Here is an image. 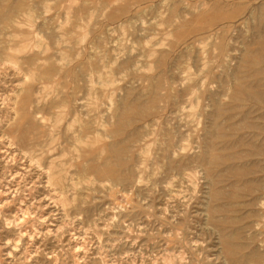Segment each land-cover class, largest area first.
Masks as SVG:
<instances>
[{
	"label": "rangeland",
	"instance_id": "obj_1",
	"mask_svg": "<svg viewBox=\"0 0 264 264\" xmlns=\"http://www.w3.org/2000/svg\"><path fill=\"white\" fill-rule=\"evenodd\" d=\"M23 2L0 25V264H264V0ZM54 66L79 82L43 80ZM61 97L70 115L58 125ZM130 102L149 112L117 139L128 146L114 183L91 168L105 153L81 157L66 126L73 115L74 129L88 122L85 140L110 144ZM168 136L173 156L159 148ZM232 150L245 166L214 165ZM52 161L61 179L50 180Z\"/></svg>",
	"mask_w": 264,
	"mask_h": 264
},
{
	"label": "bare ground",
	"instance_id": "obj_2",
	"mask_svg": "<svg viewBox=\"0 0 264 264\" xmlns=\"http://www.w3.org/2000/svg\"><path fill=\"white\" fill-rule=\"evenodd\" d=\"M202 1V0H201ZM237 2H239V1H237ZM244 2V1H243ZM243 2H241V3H243ZM191 3V2H190ZM249 3V2H248ZM232 4H233V2H232ZM238 4H240V3H238ZM24 2H23V0H19V2H17V3H14V4H12V3H10V4H8L6 7H2V5H0V25H2V24H4V23H7V24H10L11 22H12V17L16 14V13H19V12H21L22 11V9L24 8ZM237 6V5H236ZM252 11V10H251ZM235 12V11H234ZM239 12V11H238ZM233 13V12H232ZM231 13V14H232ZM236 13V12H235ZM224 14V13H223ZM250 14H251V12H250ZM29 15V14H28ZM218 15V14H217ZM229 16H230V14H229ZM35 18V17H34ZM213 18H214V16H213ZM231 18H233V17H231ZM254 18V17H253ZM262 18V17H261ZM227 19V18H226ZM229 19V18H228ZM264 19V18H263ZM263 19H260L259 21H262ZM209 20H212V19H209ZM215 20H217V19H215ZM213 21V20H212ZM220 21H222V20H220ZM232 21V20H231ZM213 23V22H212ZM217 24V23H216ZM24 26V25H23ZM173 29H175L174 27H173ZM228 28H226V30H227ZM210 31V30H209ZM200 32H202V30L200 31ZM205 33V32H204ZM199 34V33H198ZM198 34H195V35H198ZM260 34V33H259ZM192 36V35H191ZM199 36V35H198ZM190 37V36H189ZM255 37V36H254ZM188 38V37H187ZM256 38V37H255ZM181 39H184V38H181ZM185 40V39H184ZM199 39H197V41H198ZM255 40H258V39H255ZM172 41H174L175 42V40H172ZM180 41V40H179ZM182 41V40H181ZM200 41V40H199ZM173 42V43H174ZM178 43V42H177ZM180 43V42H179ZM182 43H183V41H182ZM190 43V42H189ZM194 43H196L195 41H194ZM263 43H264V41H263ZM38 44V43H37ZM201 44V43H200ZM193 45V44H192ZM181 46V45H180ZM202 46V45H201ZM172 47V46H171ZM189 47V46H188ZM175 48V46L173 45V47H172V49H174ZM177 48H179V47H177ZM205 48V47H204ZM203 48V49H204ZM263 48V47H262ZM152 49V48H151ZM151 49L149 50L150 51V54H151ZM171 49V48H170ZM203 49H201V50H203ZM251 49V48H250ZM254 50V49H253ZM252 50V51H253ZM256 50V49H255ZM254 50V51H255ZM183 51V50H182ZM181 51V52H182ZM204 51L206 52V50L204 49ZM207 53V52H206ZM257 53V52H256ZM262 53V52H261ZM184 54V53H183ZM203 54H205V53H203ZM245 54V53H244ZM257 55V54H256ZM262 55V54H261ZM187 56V55H186ZM263 56V55H262ZM261 56V57H262ZM181 57H183L182 55H181ZM150 58V57H149ZM246 59V58H245ZM254 59H258V58H254ZM183 60V59H182ZM205 60V59H204ZM248 60V59H247ZM66 61V60H65ZM254 61V60H253ZM55 62V61H54ZM54 62H52V64L54 63ZM264 62V61H263ZM51 64V63H50ZM59 64H61V63H59ZM206 64V63H205ZM53 65H55V64H53ZM52 65V66H53ZM66 65V64H65ZM250 65V64H249ZM262 64H260L259 66H261ZM189 66V65H188ZM253 66V65H252ZM256 66V65H255ZM257 66H258V62H257ZM190 67V66H189ZM188 67V68H189ZM249 67H251V66H249ZM187 68V67H186ZM191 68V67H190ZM189 68V69H190ZM65 69V68H64ZM75 69V68H74ZM72 69H70V71H71ZM63 71V69H62V67H58V66H54V67H52L51 68V70H49V71H46L45 72V75H44V78H43V80H48V81H54V79H56V77H60V78H64V79H67L68 77H70V76H73V79H74V84H76V80L78 81V75H77V73L76 72H74V74H70V72H69V69L67 68V71H66V69H65V73H63L62 72ZM75 71V70H74ZM188 71V70H187ZM259 71V70H258ZM33 73V72H32ZM200 73H201V71H200ZM186 75V74H185ZM29 77H32V78H35V73L34 74H31V76H29ZM26 78V77H25ZM42 78V77H41ZM188 78V77H187ZM190 78V77H189ZM188 78V79H189ZM163 79V78H162ZM161 79V80H162ZM194 79V78H193ZM196 79V78H195ZM33 80V79H32ZM69 80V79H68ZM236 81V80H235ZM79 82V81H78ZM77 82V83H78ZM158 82H159V80H158ZM163 82V81H162ZM249 82V81H248ZM67 83V82H66ZM250 83V82H249ZM65 84V83H64ZM201 84V83H200ZM244 84V83H243ZM257 84H259V83H257ZM261 84V83H260ZM252 85V84H251ZM64 86V85H63ZM249 86V85H248ZM253 86V85H252ZM262 86V85H261ZM66 87V86H65ZM75 87H77V85L75 86ZM79 87V86H78ZM233 87V86H232ZM256 87V86H255ZM258 87H260L259 85H258ZM64 88V87H63ZM79 89V88H78ZM90 89V88H89ZM195 87H190V91H195ZM242 89H244V88H240L239 90H242ZM257 89V88H256ZM187 90V89H186ZM77 91V90H76ZM242 91H244V92H242V93H245L246 91L245 90H242ZM29 92H30V90H29ZM75 92V91H74ZM188 92V91H187ZM258 92V91H257ZM262 92V91H261ZM76 93V92H75ZM74 93V94H75ZM197 93H198V91H197ZM254 93H256V92H254ZM263 93V92H262ZM65 94V93H64ZM70 94V93H69ZM192 94H193V92H192ZM246 94L250 97V98H252L253 96H252V94H250V93H247L246 92ZM257 94V93H256ZM71 95H73V94H71ZM29 96V95H28ZM75 96V95H74ZM193 96V95H192ZM245 96V95H244ZM255 96V95H254ZM48 97V96H47ZM195 97V96H194ZM213 97V96H212ZM211 97V98H212ZM46 98V97H45ZM182 98V97H181ZM183 98H185V97H183ZM190 98H192V97H190ZM200 98V97H199ZM234 98L235 99H238V100H240L241 99V91H240V93L239 94H236L235 96H234ZM249 98V99H250ZM257 98V97H256ZM256 98H254L253 97V99H256ZM259 98V97H258ZM71 99V98H70ZM75 99V98H74ZM173 99V98H172ZM196 99H198L197 97H196ZM195 99V100H196ZM252 99V100H253ZM262 99V98H261ZM59 100V101H58ZM57 101H54V102H52V104L57 108H59V112L57 113V118H56V123H58V125L60 124V123H62L65 119H66V117H67V115H70V113L66 110L67 109V107H68V102H67V99H66V97H61V99H58ZM72 100V99H71ZM151 100H152V98H151ZM156 100V97H153V101H155ZM183 100V99H182ZM246 101H248V99L246 100ZM31 102V101H30ZM133 102V101H132ZM132 102H130L131 104L127 107V108H125V109H123L118 115H117V120L115 121V124H114V127L113 128H111L109 131H108V134H107V137H111V138H113L115 141L113 142V140H112V142L110 143V144H105V143H103L101 140H102V138H103V136H105V135H103V136H101L102 135V133H101V135L100 134H98L93 140L91 139L90 141H88V140H85V136H86V132H87V130L90 128H88V122L86 123L85 121H83L82 119H81V121H80V119H79V122H81L80 123V126H79V128H76V129H74L73 128V126H74V122L75 121H77L76 119V117H74V118H76L75 120H74V118H73V115H72V121H68V123H70V124H66L67 126H66V128H67V130L68 131H71V132H69V133H72L71 134V136L74 138V141H76V142H79L80 144H79V147H78V151H79V154H80V156L81 157H84L85 156V153H87V151H88V149L89 150H93V149H95V151H97V152H102V153H105V156H104V158H103V163H102V167L101 168H96V166L93 168V166L91 167L95 172H97V173H102V174H104L105 176H107L108 177V179H110L112 182L114 181V183H115V181H122V176L124 175L125 176V174H123L122 175V173H121V170H122V168L123 167H126V166H124L126 163H125V159H124V157H123V154H125L124 152H126L125 150H126V148H127V146L125 147L123 144V142H121V141H117V139H118V137L121 135V133H122V129L125 127V126H128V124L130 123L131 124V122L133 121V119H132V117H135V116H139V114H147V112H149L147 109H148V106H145V105H141V104H134V103H132ZM136 102V101H135ZM187 102H188V100H187ZM194 102V101H193ZM244 102V101H243ZM249 102H251V101H249ZM249 102H246V103H249ZM256 102V101H255ZM263 102V101H262ZM171 103H173V102H171ZM181 103V102H180ZM191 103H192V101H191ZM195 103H196V101H195ZM234 102H232L231 104H233ZM239 103V102H238ZM237 102H236V104H238ZM241 103V102H240ZM177 104H178V102H177ZM257 104V103H256ZM126 105H127V103H126ZM163 105V104H162ZM170 105H172V104H170ZM186 105V104H185ZM188 105V104H187ZM186 105V106H187ZM220 105V104H219ZM168 106V105H167ZM190 106V105H189ZM235 106V105H234ZM233 106V107H234ZM71 107V106H70ZM160 107V106H159ZM181 107V106H180ZM179 107V108H180ZM185 107V106H184ZM193 107H195V105L192 103V106H191V108H193ZM24 108V107H23ZM123 108V107H122ZM161 108H162V106H161ZM172 108V107H171ZM216 108V107H215ZM232 108V107H231ZM246 108V107H245ZM181 110V109H180ZM179 110V111H180ZM227 110V109H226ZM229 110V112H231V110L230 109H228ZM28 111V110H27ZM71 111V110H70ZM217 111V110H216ZM240 111H242V110H240ZM244 111V110H243ZM57 112V111H56ZM75 112V111H74ZM73 112V113H74ZM135 112V116H134V113ZM175 111H173V113H174ZM223 112V111H222ZM235 112H238V111H235ZM170 113V112H169ZM179 113H181V112H179ZM178 113V114H179ZM213 113H214V110H213ZM213 113H212V115H213ZM227 113V112H226ZM71 114H72V112H71ZM177 114V115H178ZM186 114V113H185ZM220 114V113H219ZM218 114V115H219ZM224 114V113H223ZM229 114V113H228ZM247 114V113H246ZM169 115V114H168ZM214 115H216V114H214ZM213 115V116H214ZM239 115V114H238ZM151 116V115H150ZM223 116V115H222ZM231 116V115H230ZM250 116V115H249ZM86 117V116H85ZM92 117H95V116H92ZM140 117V116H139ZM178 117H179V115H178ZM232 117H234V116H232ZM236 117V116H235ZM242 117V116H241ZM251 117V116H250ZM28 119H29V117H27ZM27 118H26V120H27ZM81 118V117H80ZM96 118V117H95ZM94 118V119H95ZM136 118V117H135ZM162 118V117H161ZM165 118V117H164ZM164 118H163V120H164ZM217 118V117H216ZM228 118V117H227ZM252 118V117H251ZM70 119V118H69ZM85 119V118H84ZM88 119H89V117H88ZM87 119V120H88ZM93 119V120H94ZM114 119V118H113ZM179 119V118H178ZM220 119V118H219ZM247 119H249V118H247ZM25 120V121H26ZM92 120V119H91ZM91 120H88V121H91ZM165 120H166V118H165ZM213 120H216V119H213ZM218 120V119H217ZM136 121H137V119H136ZM184 121H185V119H184ZM187 121H188V119H187ZM186 121V122H187ZM191 121V120H190ZM224 121V120H223ZM229 121H231L230 119H229ZM253 121V120H252ZM93 122H96L97 123V121H93ZM99 122V121H98ZM149 122V121H148ZM157 122V121H156ZM167 122H168V120H167ZM200 122V121H199ZM218 121H216V123H217ZM226 122H227V119H226ZM241 122V121H240ZM256 122V121H255ZM31 123H33V120H32V122ZM30 123V124H31ZM114 123V122H113ZM137 123V122H136ZM136 123H132V125H135ZM150 123V122H149ZM155 123V122H154ZM164 123V122H163ZM170 123H172L171 121H170ZM215 123V124H216ZM230 123V122H229ZM228 123V124H229ZM20 124H22V123H20ZM158 124V123H157ZM167 124V123H166ZM214 124V125H215ZM254 124V123H253ZM19 125V124H18ZM54 125V124H53ZM57 125V126H58ZM61 125V124H60ZM97 125H100V124H97ZM105 125V124H104ZM153 125V124H152ZM181 125V124H180ZM187 125H188V123H187ZM55 126V125H54ZM90 126V125H89ZM92 126V125H91ZM176 126V125H175ZM219 126V125H218ZM217 126V127H218ZM224 126H226V125H224ZM260 126V125H259ZM16 127V126H15ZM29 127H31V126H29ZM52 127V126H51ZM167 127H169V125L167 126ZM179 127V126H178ZM185 127H187L186 126V124H185ZM193 127V126H192ZM216 127V126H215ZM223 126H222V124H221V127L220 128H222ZM18 128H22V127H18ZM23 128H25V127H23ZM57 128V127H56ZM98 128H99V126H98ZM102 128V127H101ZM128 128H130V126L128 127ZM163 128V127H162ZM180 128V127H179ZM212 128H214V127H212ZM260 128V127H259ZM32 129H33V127H32ZM55 129V128H54ZM93 129V128H92ZM91 129V130H92ZM126 129V128H125ZM124 129V130H125ZM169 129V128H168ZM177 129V128H176ZM181 129V128H180ZM188 129H190L189 127H188ZM219 129V128H218ZM218 129L216 130V132L218 131ZM238 129V128H237ZM261 129V128H260ZM17 130V129H16ZM22 130H24L25 131V129H22ZM58 130V129H57ZM60 130V129H59ZM94 130V129H93ZM105 130V127H104V129L102 130V131H104ZM173 130V129H172ZM187 130V129H186ZM185 130V131H186ZM192 130V129H191ZM207 130H209V129H207ZM227 130H229V129H227ZM261 130H263V129H261ZM14 131V130H13ZM19 131V130H18ZM29 131V130H28ZM171 130H169V132H170ZM177 131H178V129H177ZM180 131V130H179ZM185 131H183V133L185 132ZM211 131V130H210ZM248 131V130H247ZM255 131V130H254ZM23 132V131H22ZM105 132H106V130H105ZM139 132H140V130H139ZM160 132V131H159ZM212 132V131H211ZM223 132V131H222ZM232 132V131H231ZM235 132V131H234ZM251 132H252V130H251ZM27 133V132H26ZM66 133V132H65ZM89 133H92V132H89ZM127 133V132H126ZM148 133H150L151 134V132H148ZM171 133V132H170ZM177 133V132H176ZM193 133H195V132H193ZM226 133V132H225ZM30 134V133H29ZM36 134V133H35ZM94 134V133H93ZM104 134H106V133H104ZM146 134V133H145ZM161 134V133H160ZM164 134V133H163ZM190 134H191V132H190ZM209 134V133H208ZM207 134V135H208ZM229 134H232V133H229ZM237 134V133H236ZM252 134V133H251ZM255 134V133H254ZM23 135V134H22ZM27 135V134H26ZM148 135V134H147ZM158 135V134H157ZM166 135V134H165ZM240 135V134H239ZM19 136H21V135H19ZM69 136V135H68ZM141 136V135H140ZM173 136V135H172ZM211 136V135H210ZM216 136V135H215ZM220 136V135H219ZM237 136H238V134H237ZM236 136V137H237ZM16 137H18V136H16ZM34 137H37V136H34ZM127 137H129L128 135H127ZM135 137H137V136H135ZM182 136H180V138H181ZM184 137V136H183ZM193 137V136H192ZM191 137V138H192ZM204 137H205V135H204ZM211 137H214V136H211ZM242 137V136H241ZM20 138V137H19ZM22 138V137H21ZM27 138V137H26ZM104 138H106V137H104ZM120 138H121V136H120ZM125 138V137H124ZM131 138V137H130ZM134 138V137H133ZM132 138V139H133ZM159 138V137H158ZM166 138V137H165ZM179 138V140L181 141V139ZM188 138V137H187ZM207 138V137H206ZM232 138V137H231ZM235 138V137H234ZM243 138V137H242ZM23 139V138H22ZM21 139V140H22ZM27 139H29V138H27ZM110 139V138H109ZM127 139V138H126ZM141 139H142V137H141ZM186 139V138H185ZM190 139V138H189ZM210 139H213V138H210ZM244 139V138H243ZM38 140V139H37ZM135 140V139H134ZM154 140H155V138H154ZM158 140V139H157ZM178 140V141H179ZM183 140V139H182ZM222 140V139H221ZM230 140V139H229ZM24 141V140H23ZM29 141V140H28ZM27 140L25 141V142H28ZM111 141V140H110ZM126 141V140H125ZM129 141V140H128ZM164 141V140H163ZM192 141V139L190 140V142ZM205 141V140H204ZM203 141V142H204ZM228 141V140H227ZM230 141H232V140H230ZM229 141V142H230ZM252 141H254V140H251L250 142H252ZM21 143H22V141H20ZM31 142V141H30ZM69 142H71V140L69 141ZM150 142V141H149ZM157 142V141H156ZM158 142H159V140H158ZM162 142V141H161ZM216 142V141H215ZM224 142V141H223ZM32 143V142H31ZM39 143V142H38ZM95 143H99L97 146H95ZM109 143V142H108ZM123 143V144H122ZM126 143H127V141H126ZM125 143V144H126ZM176 143V142H175ZM178 144H179V142H177ZM188 143V142H187ZM192 143V142H191ZM206 144H207V142H205ZM220 143V142H219ZM233 143V142H232ZM232 143H231V145H232ZM237 143V142H236ZM245 143V142H244ZM158 144V143H157ZM173 144V142H172V137L171 136H168L166 139H165V141L163 142V143H161L160 145H159V148H160V151H162V154H164V155H166L167 156V154H168V152L169 153H171V155H172V152H170L169 150L171 149V148H173L174 146L172 145ZM177 145V144H176ZM189 145V144H188ZM229 145V143L227 144V142H226V145L225 146H228ZM230 145V146H231ZM243 145V144H242ZM207 146H211V145H207ZM219 146H222V145H220L219 144ZM179 147V146H178ZM199 147H200V145H199ZM229 147V146H228ZM227 147V148H228ZM155 148V147H154ZM177 148V147H176ZM182 148V147H181ZM217 148H218V146H217ZM222 148H223V146H222ZM249 148V147H248ZM248 148H246V149H248ZM155 149H157V148H155ZM208 149V148H207ZM219 149V148H218ZM233 149V148H232ZM244 149V148H243ZM262 149V148H261ZM152 149L150 148V151H151ZM210 150V149H209ZM237 150V149H236ZM252 150H254V148L252 149ZM251 150V151H252ZM259 150V149H258ZM155 151V150H154ZM201 151H203V150H201ZM232 151H234V153H230V154H225V155H221V156H218V157H216V159H215V161H213V163L215 162L216 164H224V163H228V162H230L231 160L233 161V160H236V159H239L240 160V165L239 166H245V162L244 161H242V159L244 160V158L246 157V155H241L240 154V152H235V150H232ZM155 152H157V151H155ZM253 152V151H252ZM251 152V153H252ZM258 152H260V151H258ZM89 153V152H88ZM93 153V152H92ZM185 153V152H184ZM250 153V152H249ZM79 154H78V156H79ZM96 154V153H95ZM98 154V153H97ZM179 154H180V152H179ZM200 154V153H199ZM209 154V153H208ZM256 154V153H255ZM258 154V153H257ZM256 154V155H257ZM163 155V156H164ZM185 155V154H184ZM220 155V154H219ZM250 155V154H249ZM95 156V155H94ZM125 156H127V154L125 155ZM173 156V155H172ZM187 156V155H186ZM204 156L205 155H203V158H204ZM98 157H100V156H98ZM93 159L94 157L93 156H91L90 157V159ZM97 158V157H96ZM162 158V157H161ZM164 158H166V157H164ZM171 158V157H170ZM126 159H128V158H126ZM130 159V158H129ZM169 159V158H168ZM174 159V158H173ZM199 159V158H198ZM207 159V158H206ZM189 160V159H188ZM238 160V161H239ZM87 161V160H86ZM93 161L95 162V161H97V160H95V159H93ZM98 161H100V160H98ZM165 161H166V159H165ZM83 162V161H82ZM130 162V161H129ZM170 162V161H169ZM210 162V161H209ZM208 162V163H209ZM212 162V161H211ZM195 163V162H194ZM201 163V162H200ZM215 163H214V165H215ZM239 163V162H238ZM55 163H54V161H52L51 163H50V166H49V175H51L50 176V180L51 181H54V177L55 178H60L61 179V176H62V174H61V172H62V170H60V171H58V172H56L55 170H54V167H55V165H54ZM87 164H88V161H87ZM86 164V165H87ZM131 164V163H130ZM181 164V163H180ZM222 164V165H223ZM233 164V163H232ZM232 164H229L228 165V170H229V168L230 169H232V170H234L235 168V166L237 165H232ZM83 166L84 167V169H86V167L87 166ZM93 165V164H92ZM209 165V164H208ZM230 165H232V166H230ZM66 166V165H65ZM177 165H175V167H176ZM181 166V165H180ZM184 166H186V168H187V165H184ZM203 166H205V164L203 165ZM221 166V165H220ZM230 166V167H229ZM246 166H248V165H246ZM174 167V168H175ZM91 168H89L88 167V169H86V171L87 170H91ZM83 169V170H84ZM171 168H170V164H169V170H170ZM173 169V168H172ZM226 169V168H225ZM89 170V171H90ZM92 170V171H93ZM131 170H133L132 168H131ZM183 170V169H182ZM207 170H208V168H207ZM206 170V171H207ZM213 170H216V168H214V169H212V171ZM250 170H251V168H250ZM249 170V171H250ZM85 171V172H86ZM184 171V170H183ZM182 171V172H183ZM212 171H210V173L212 172ZM222 171H224V169H222ZM249 171L246 173V174H248L249 173ZM84 172V171H83ZM127 172V171H126ZM173 172H174V170H173ZM181 172V171H180ZM254 172V171H253ZM97 173H95V174H97ZM124 173V172H123ZM134 173V172H133ZM132 173V174H133ZM170 174H172L171 172H169ZM240 173H242V174H244L245 173V170L244 169H240ZM67 174V173H66ZM131 174V175H132ZM169 174V175H170ZM206 174H209V173H207L206 172ZM212 174V173H211ZM221 174H224V173H221ZM220 174V175H221ZM250 174H253L252 172L250 173ZM98 175V174H97ZM228 175H230V174H228ZM128 176L129 175H127V178H128ZM219 176V175H218ZM225 176H226V174H225ZM243 176H246V175H243ZM53 177V178H52ZM101 177H102V175H101ZM213 177V176H212ZM215 177H217V176H215ZM214 177V178H215ZM227 177H230V176H227ZM240 177V176H239ZM238 177V178H239ZM48 178V177H47ZM133 178V177H132ZM207 178H209V177H207ZM220 178V177H219ZM224 178V177H223ZM222 178V179H223ZM213 179V178H212ZM59 180V179H58ZM130 180V179H129ZM210 180V179H209ZM218 180V179H217ZM120 181V182H121ZM216 181V180H215ZM212 182H213V180H212ZM211 182V183H212ZM52 183V182H51ZM118 183V182H117ZM53 184V183H52ZM58 184V183H57ZM216 184V183H215ZM234 186V185H233ZM217 192V191H216ZM225 207V206H224ZM213 209V208H212ZM213 210H215V209H213ZM219 211V210H218ZM210 212V211H209ZM215 212V211H214ZM213 212V214L214 215H216L215 213ZM212 214V215H213ZM214 219V218H213ZM224 220V219H223ZM8 223V222H7ZM226 236V235H225ZM236 238V237H235ZM228 239V238H227ZM239 242V241H238ZM231 243V242H230ZM244 244V243H243ZM239 246H241V245H239ZM244 247V246H243ZM244 249V248H243ZM245 251V250H244ZM227 252L229 253V254H231V253H233L232 252V249H231V247H230V244L228 243V246H227ZM239 252V251H238ZM251 253V252H250ZM234 254V253H233ZM241 255L243 254L242 252L240 253ZM257 256H259L258 254H256ZM240 256V255H239ZM238 256V257H239ZM248 256H250V255H248ZM238 257H236V258H238ZM245 257V256H244ZM232 259V258H231ZM241 259V258H240ZM257 259V258H256ZM255 259V260H256ZM238 260V259H237ZM241 260H244V258H242ZM229 261V260H228ZM233 261H235V260H233ZM232 261V262H233ZM260 261H262V260H260ZM253 262V261H252ZM236 264V263H235ZM254 264V263H253Z\"/></svg>",
	"mask_w": 264,
	"mask_h": 264
}]
</instances>
